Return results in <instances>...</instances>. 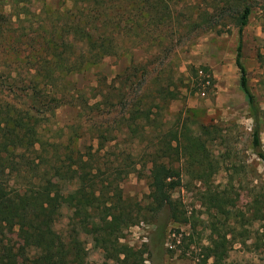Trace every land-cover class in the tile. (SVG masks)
Listing matches in <instances>:
<instances>
[{
	"label": "rangeland",
	"instance_id": "1",
	"mask_svg": "<svg viewBox=\"0 0 264 264\" xmlns=\"http://www.w3.org/2000/svg\"><path fill=\"white\" fill-rule=\"evenodd\" d=\"M105 1L103 30L110 44L107 55L65 80L68 90H79L86 103L58 108L42 127L44 138L66 140L72 126L73 149L79 154H74L75 178L64 191L77 188L80 177L86 176L81 170L84 167L90 176L107 185V198L117 193L129 204L128 212L137 219L122 230L121 237L112 240L111 246L120 254L109 264H212V258L203 260L212 221L229 224L221 228L228 243L219 264H264V221L234 224L232 218L213 207L211 200H200L198 192L203 185L183 169L179 150L169 137V130L183 124L193 130L209 127L208 151L216 171L209 184L217 191L230 189L237 199L232 201L247 213L254 185L264 186V163L251 149L253 120L241 90L235 54L239 16L249 6L251 12L241 38V63L259 108L264 150V0H151L153 4L145 8L144 0ZM71 2L22 0L10 6L13 12L23 11L22 6L32 12L42 9L45 19ZM133 3L144 9L145 18L138 19L131 34L125 19ZM116 15L122 19L120 34L111 41L110 20ZM28 20L11 28L9 42L16 45L15 52L11 49L4 54L8 61L21 60L22 75L29 68L28 55L35 43L30 42V36L38 22L30 15ZM191 68L198 72H191ZM166 89L174 91L176 97L164 108L157 96L161 98V90L166 95ZM143 114L150 115V121L144 120ZM160 150L166 152V158L160 160L183 170L173 198L187 212L186 225L168 222L165 214L151 218L147 210L151 163ZM64 153L62 144L57 149L59 160ZM73 217L64 207L55 222L58 235L65 237L71 228H78V219ZM165 222L166 236L160 241L157 226ZM8 234L14 243L22 244L14 231ZM79 236L87 262L106 261L91 236L83 232Z\"/></svg>",
	"mask_w": 264,
	"mask_h": 264
},
{
	"label": "trees",
	"instance_id": "2",
	"mask_svg": "<svg viewBox=\"0 0 264 264\" xmlns=\"http://www.w3.org/2000/svg\"><path fill=\"white\" fill-rule=\"evenodd\" d=\"M71 1L69 7L54 10L43 19L42 9L32 12L22 6L23 11L13 12L10 3L18 4L22 0H0V264H90L86 261L79 236L81 232L91 236L95 247L103 251L106 261L102 264H109L108 261L118 259L120 254L111 246L112 240L121 237L122 230L133 225L137 219L128 212L126 206L129 204L122 201L117 193L107 198V185L90 176L84 167L81 170L88 176L80 177L77 188L64 191L75 178L74 154L77 151L73 149L75 136L72 126L68 128L71 132L66 140L44 138L42 134L43 123L49 121L58 108L85 105L86 100L79 90H68L66 77L81 72L87 65L100 63L110 45L103 30L106 1ZM152 4L151 0L142 3L143 8ZM143 10L131 4L125 19L127 31L131 34L138 19L143 18ZM250 12L251 8L245 6L239 16L235 64L253 120L251 149L264 163L260 140L261 116L241 63L242 31ZM29 15L36 17L38 22L30 36V42L35 43L28 55L29 68L22 75L19 71L21 60L8 61L4 54L11 49L15 52L16 45L9 42V33L15 24L23 25L29 21ZM120 20L117 15L110 20L111 41H115L120 34ZM132 68L135 70L136 66ZM192 71L198 72L194 68H191ZM163 91L159 92L161 98L157 96V99L165 108L176 94L166 89L164 95ZM142 118L150 121L148 114H143ZM211 134L209 127L203 125L198 130L186 124L169 130L171 142H175L179 150L181 166L203 185L199 188V199L211 200L213 207L232 218L234 224L242 226L244 221L250 224L264 221V186L254 185L251 201L247 205L248 215L232 201L236 198L230 189H212L209 182L216 171L208 151ZM99 137L101 139L102 135ZM62 144L65 153L64 158L59 160L57 149ZM165 153L164 150H160V154L157 152L159 159L156 157L151 163L147 210L151 218L165 214L168 222L186 225L189 223L187 212L173 198L175 189L181 185L183 170L181 166L175 167L160 160L166 158ZM64 207L72 212L73 218L78 219V228H71L70 233L62 237L55 229V222ZM167 224L157 226L160 241L165 239ZM226 225L229 224L211 222L208 245L203 248L204 261L208 258L213 259L212 264L223 261L228 240L221 228ZM12 231L22 244L14 243L9 237L8 233Z\"/></svg>",
	"mask_w": 264,
	"mask_h": 264
}]
</instances>
